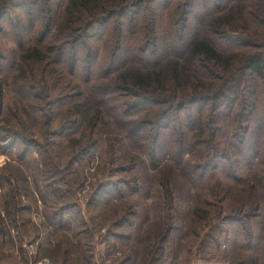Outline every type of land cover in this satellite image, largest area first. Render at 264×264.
Returning a JSON list of instances; mask_svg holds the SVG:
<instances>
[{
	"label": "trees",
	"instance_id": "1",
	"mask_svg": "<svg viewBox=\"0 0 264 264\" xmlns=\"http://www.w3.org/2000/svg\"><path fill=\"white\" fill-rule=\"evenodd\" d=\"M149 1L159 6L156 18ZM263 1L201 0L195 5L194 0H185L173 21L171 8L179 0H0V34L1 23L6 22L19 51L17 54L0 41V155H10L17 143L25 150L32 147L33 133L25 129L32 114L24 103L31 109L30 102L38 96L45 110L51 105L56 108L43 117L45 135L50 128L58 129L55 136L69 134L67 144L74 143L72 138L86 128L90 144L100 138L97 126L105 116L154 166L170 159L194 187L202 189L209 173L218 178V183L222 180L235 186L253 180L264 191V108L256 121L258 129H254V122L246 121L259 111V98L264 102V34L259 36L250 25L261 22L258 28L264 29V15L253 5ZM32 6L39 17L28 23L31 30L23 34V23L16 12L26 7L28 16ZM146 18L150 20L147 24ZM155 19L161 28L162 20L169 22L165 30L154 28ZM170 32L174 43L157 49L154 41L162 44ZM9 55L15 56L16 68L10 79L11 73H4L3 68L4 64L8 66ZM233 78L236 84L242 81L245 89L230 96L235 89L232 91L227 82ZM253 83L261 86V96ZM10 84L19 87L18 97L6 93ZM35 86L38 95H33ZM201 104L209 107L205 145L200 140L204 123L199 118L203 115L195 117L192 110ZM156 108H160V114L149 119L148 113ZM222 109L229 113L225 115ZM181 110L186 120L179 116ZM53 114L58 127H50ZM5 133L8 135L3 137ZM218 135L223 145L227 143L225 146L213 143ZM250 140L255 143L251 145ZM60 145L47 143L41 147L45 149L39 154V165L45 171L37 178L20 174L13 179L0 174V188L4 189L0 195V237L21 253L24 243L35 247L36 261L50 256L66 264L74 249L78 253V247L84 249L85 263H90L93 257L84 246L54 241L60 235L70 238L79 225L69 185L65 181L66 190L57 187L58 181L64 182L57 178L62 165L60 159L54 164L51 155L59 156L50 147L60 149ZM76 149L74 145L61 150L71 160ZM205 151L207 157L201 161ZM247 151L249 157L243 159ZM24 156L23 152L18 161L29 169ZM246 175L249 177L244 181ZM109 193L106 190L105 196ZM260 204L252 202L248 208L257 212ZM32 214L42 217L39 225ZM81 234L85 231L78 230L72 236L77 239ZM161 241H167V235ZM9 255L14 257L12 252ZM27 261L23 263L29 264ZM119 264H134V259L128 256ZM152 264H165L162 254Z\"/></svg>",
	"mask_w": 264,
	"mask_h": 264
},
{
	"label": "rangeland",
	"instance_id": "2",
	"mask_svg": "<svg viewBox=\"0 0 264 264\" xmlns=\"http://www.w3.org/2000/svg\"><path fill=\"white\" fill-rule=\"evenodd\" d=\"M60 1L53 0L56 3ZM184 1L174 2L175 4L171 8L172 19L175 17L173 21L176 20L180 6ZM200 1L194 0V4L196 5ZM148 5L150 12L155 17L159 6L157 4L152 6L150 1ZM253 5L264 15V1L262 4ZM24 10L26 12V7L16 12L23 23L20 29L23 34L29 33L31 30L28 23L39 17L34 6L28 16ZM248 13L250 12H247V15ZM149 21V18H146L145 24ZM168 23L162 20L161 28L158 20L155 19L154 28L165 30ZM1 24L3 29L0 34L1 43L18 54V47L12 40L13 32H10V27L6 22ZM10 25L13 26L14 23L10 22ZM250 25L259 36L264 34V29L261 26L258 28L261 22L259 24L250 22ZM188 35L185 33V39L190 37ZM171 36V32L167 37L164 36L162 44L154 41L157 49L173 44ZM224 45L229 48L226 43ZM165 49L167 50V48ZM8 57V66L5 67L4 64L3 68H6L4 73L7 74L8 71L11 73L8 75V79H10L16 69L15 56L9 55ZM242 73L244 74V72ZM236 83V78L227 82L232 91L235 89L233 92L230 91V96L245 89L242 81ZM253 85L257 90L256 93L261 96V86L256 83ZM236 86L238 87L236 88ZM36 88L37 86L33 90V95L40 93ZM18 89L19 87L16 86L15 89V86L10 84L6 93L11 97H18ZM37 97L30 102L31 109L24 101V106L28 109L27 112L32 114V118L25 126V129L29 128L33 133L31 138L33 142L30 145L32 147H27L25 150L24 146L17 143L15 149L9 151L10 155H0V174L9 175L13 179L20 174L37 178L45 171V167L39 165L42 161L39 154L45 149L41 150V147L47 143H61L60 149L56 146L50 147V149L54 148L51 151L58 153L57 156H59L55 158L54 155H51L54 164L57 159H60L62 165L59 167L60 174L57 175V178L63 179L64 182L58 181L57 187L66 190L64 183L67 182L69 185L70 201L77 205L76 219L77 225L78 223L79 225L73 228L70 238H68L69 241L65 235H60L57 239L54 238V241L84 246L88 255L93 257L89 261L90 263H85L84 249L77 247L78 253L74 249L72 256L65 262L66 264H75L74 258L78 260V264H119L121 261H125L128 256L134 259V264H152L153 260L161 254L165 264H264V191L261 190L260 185L255 184L253 180L239 186L222 180L218 183V178L215 180L214 175L208 173L204 187L202 189L194 187L170 159L165 158L154 166L149 157L141 154L134 142L113 121L105 119V116H101L102 122H98L100 138L95 142L88 144L89 130L84 132L86 129L84 128L72 138L76 140L74 143L67 144L71 137L68 138L69 134L63 137L55 136L54 131L58 129L50 128L51 132L48 131L45 135L43 117L48 116L50 110L56 108L51 105L46 106L47 110H45V106H41ZM257 104L259 111L247 117L246 120L250 123L254 122V129H258L260 126L256 121L260 118L264 108L261 98ZM201 105L200 108L191 109L195 117L203 115L199 118L201 124L204 123V131L200 140L204 141L205 145V140L207 141L209 137V129L206 125V112L209 107ZM102 106L108 110L105 104ZM221 111L225 115L229 113V110L226 109ZM148 114L149 119H156L160 114V108H156ZM196 114L198 115L196 116ZM10 116L11 113L8 114V117ZM179 116L182 120H186L187 115L183 110L179 111ZM51 117L53 120L50 127H58L59 123L56 121L55 115L53 114ZM170 117L173 118V115ZM148 130L147 137H150L151 126ZM7 135L8 133H5L3 137ZM213 143L219 144L221 147L223 145L221 136L218 135ZM250 143L253 145L255 142L250 140ZM2 144L0 142V145ZM74 145L77 146L73 152L76 156L67 160L66 151L61 149L63 146L73 147ZM23 152L24 161L29 165V169L18 161ZM205 155L207 157V151L204 152L201 161L204 160ZM248 157L249 151L242 154L243 159ZM242 175L245 174L242 173ZM248 177L249 175H246L244 181ZM216 183L219 186H216ZM3 190L0 188V195L3 194ZM106 190L110 191L109 196H105ZM169 199L171 202H168ZM256 201L261 202L259 209L257 212L250 211L248 207ZM73 213L75 216V210ZM31 217L38 225L41 223L39 222L42 220L41 216L37 218L36 214H32ZM81 225L85 226L79 229ZM78 230L85 231V234H81L76 239L72 234ZM166 235L167 241L162 242L161 239ZM26 239L28 240V237H24V240ZM0 245H2L0 261L4 260V264H24L23 261L27 260L29 264H39L43 259H48L56 264H64L61 258L50 256L42 257L36 261L38 254H34L35 247L30 248L28 243L23 244L22 253L6 238L0 237ZM10 252L14 257L8 258ZM18 252L20 256H17ZM19 257L22 259L21 261Z\"/></svg>",
	"mask_w": 264,
	"mask_h": 264
},
{
	"label": "built area",
	"instance_id": "3",
	"mask_svg": "<svg viewBox=\"0 0 264 264\" xmlns=\"http://www.w3.org/2000/svg\"><path fill=\"white\" fill-rule=\"evenodd\" d=\"M39 264H56V263H53V262H51V261L48 260V259H43V260H41V261L39 262Z\"/></svg>",
	"mask_w": 264,
	"mask_h": 264
}]
</instances>
